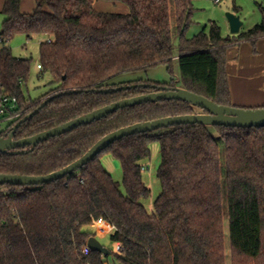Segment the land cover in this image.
I'll return each instance as SVG.
<instances>
[{
    "label": "trees",
    "instance_id": "1",
    "mask_svg": "<svg viewBox=\"0 0 264 264\" xmlns=\"http://www.w3.org/2000/svg\"><path fill=\"white\" fill-rule=\"evenodd\" d=\"M194 1L35 0L33 12L23 13L22 0H5L0 98L15 97L12 113L20 115L0 138L8 137L49 97L53 99L17 129L15 139L163 87H181L219 105L236 106L226 69L228 53L236 42L264 38V6L261 22L247 31L225 37L211 21L208 32L188 38ZM101 2L122 4L128 11H102L97 8ZM17 34L47 37L40 45V65L55 87L37 100L25 98L32 59L13 54L9 44ZM175 61L178 81L112 82L122 72L158 64L174 74ZM124 85L129 87L104 92ZM196 108L185 101L161 100L117 110L33 151L28 146L0 153V174L48 175L122 127L198 113ZM150 141L161 146L162 192L152 213L142 203L151 194L142 176ZM110 150L121 162L125 191L100 160ZM225 207L231 264H264V127L187 124L126 136L55 182L0 185V264H107V255L87 250L88 239L96 236L88 227L99 219L114 227L110 240L121 244L116 256L124 264H227Z\"/></svg>",
    "mask_w": 264,
    "mask_h": 264
},
{
    "label": "water",
    "instance_id": "2",
    "mask_svg": "<svg viewBox=\"0 0 264 264\" xmlns=\"http://www.w3.org/2000/svg\"><path fill=\"white\" fill-rule=\"evenodd\" d=\"M227 18L230 24L231 33L233 35L239 34L243 26L240 16L233 12H229L227 13ZM136 86V84L132 85V87ZM144 86L147 85L144 84ZM128 87V85H124L118 88L104 90V92L121 90ZM52 99L53 97H49L43 101L38 109L21 119L13 127V130L8 137L0 138V153H8L14 149L25 148L28 146L31 147L30 150L33 151L40 143L47 141L52 137L61 136L73 131L75 128L80 126L89 125L94 121H99L117 110L133 107L142 103L157 102L161 100H179L192 104L198 109H201L202 112L168 116L152 121L138 122L127 127H122L98 140L80 159L58 171H54L43 176L0 174V185L13 184L20 186H32L55 182L66 177L67 175L75 173L87 165L90 161L94 160L98 155H100L103 151L109 148L110 145L119 139H122L126 136L154 131L174 125L203 124L210 126L216 125L238 128L264 127V107L244 108L238 106L219 105L205 96L199 95L181 87H163L159 92L142 94L136 97L120 100L110 105H106L62 125L38 133L32 137L15 139L17 129L26 120L32 118ZM18 152L24 151H15V153ZM87 247L89 250L98 251L103 255L111 254L110 249L103 245L95 236H92L88 239Z\"/></svg>",
    "mask_w": 264,
    "mask_h": 264
},
{
    "label": "rangeland",
    "instance_id": "3",
    "mask_svg": "<svg viewBox=\"0 0 264 264\" xmlns=\"http://www.w3.org/2000/svg\"><path fill=\"white\" fill-rule=\"evenodd\" d=\"M34 0H25L24 7L33 12ZM5 2V1H4ZM3 6L0 4V33L2 30L3 21L7 17L3 13ZM33 6V7H31ZM260 6H264V0H195L194 11L192 15V24L186 32V37L191 38L203 30L209 31L211 21H216L221 29L223 36L233 35L230 30V24L227 18V13L236 12L239 10L243 26L242 31L251 29L262 20ZM121 9L119 4H109V10L118 11ZM173 9V2H172ZM47 37L43 35H35L33 38L28 39L24 34L15 35L10 41V47L15 56L19 58H31V72L24 87V94L26 99L37 100L46 94L49 90L55 87L52 83V76L49 73L43 72L38 67L41 64L40 60V45L41 42L46 41ZM175 53L179 50V39L175 35L174 39ZM174 74H171L166 64H158L146 68L125 71L116 75L113 79V83H126L137 80H150L156 82L169 83L172 80L178 81L180 77L179 66L177 61L174 63ZM248 107V106H246ZM248 108H256L255 106H249ZM196 111L200 113L202 110L196 108ZM7 115L0 113V132L7 128L9 121ZM148 146L151 150L150 158L143 162L144 170L142 173L144 182L151 190V194L148 198L143 199L142 203L146 209L152 213L154 211V202L162 192V184L158 177V169L161 164V146L158 141H150ZM105 168L112 174L113 178L120 183L121 189L125 191L123 184V170L120 160L117 158L112 150L105 152L100 158ZM224 229H225V251L227 254V264H231V247L229 242V230H228V218L227 207L224 208ZM100 242L105 245L112 252L110 255L105 256L107 264H124L116 255L119 254L116 245L111 243L110 237L100 239Z\"/></svg>",
    "mask_w": 264,
    "mask_h": 264
},
{
    "label": "crops",
    "instance_id": "4",
    "mask_svg": "<svg viewBox=\"0 0 264 264\" xmlns=\"http://www.w3.org/2000/svg\"><path fill=\"white\" fill-rule=\"evenodd\" d=\"M4 1L0 0V4L5 3ZM24 1L22 0L21 11L31 13L24 7ZM32 4L35 7V0ZM109 4L111 3L101 2L97 4V8L102 11H112L109 10ZM119 5L121 9L118 11H128L127 7ZM234 13L238 15V12ZM226 69L234 105L239 107L264 106V38L232 44ZM88 228L96 233L95 237L99 241L110 237L112 233L107 225L92 224ZM111 243L117 246L116 243L112 241Z\"/></svg>",
    "mask_w": 264,
    "mask_h": 264
},
{
    "label": "built area",
    "instance_id": "5",
    "mask_svg": "<svg viewBox=\"0 0 264 264\" xmlns=\"http://www.w3.org/2000/svg\"><path fill=\"white\" fill-rule=\"evenodd\" d=\"M216 2H219V0H216ZM38 67L42 69V66L39 64ZM17 107V99L15 97H3L0 98V113L7 115V120L10 122L12 120H15L19 117L20 113H12V110H14ZM95 225H107L111 231H113L114 227L106 222L103 219H99L93 222ZM116 249L118 253H121L123 248L121 244H117ZM87 250L89 248L87 247Z\"/></svg>",
    "mask_w": 264,
    "mask_h": 264
}]
</instances>
